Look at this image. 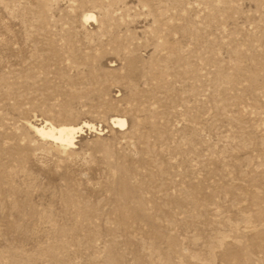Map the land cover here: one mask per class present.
Returning <instances> with one entry per match:
<instances>
[{
    "label": "rangeland",
    "instance_id": "1",
    "mask_svg": "<svg viewBox=\"0 0 264 264\" xmlns=\"http://www.w3.org/2000/svg\"><path fill=\"white\" fill-rule=\"evenodd\" d=\"M0 264H264V0H0Z\"/></svg>",
    "mask_w": 264,
    "mask_h": 264
},
{
    "label": "bare ground",
    "instance_id": "2",
    "mask_svg": "<svg viewBox=\"0 0 264 264\" xmlns=\"http://www.w3.org/2000/svg\"><path fill=\"white\" fill-rule=\"evenodd\" d=\"M116 122L122 126L127 125L126 119L120 118ZM30 126L42 137L53 139L63 146L71 147L75 145L76 134L83 132L82 126L77 127L67 124L57 126L46 122L42 125L31 124Z\"/></svg>",
    "mask_w": 264,
    "mask_h": 264
}]
</instances>
